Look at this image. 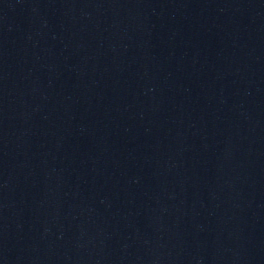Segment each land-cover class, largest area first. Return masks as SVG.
I'll return each mask as SVG.
<instances>
[{"label":"water","instance_id":"95a60500","mask_svg":"<svg viewBox=\"0 0 264 264\" xmlns=\"http://www.w3.org/2000/svg\"><path fill=\"white\" fill-rule=\"evenodd\" d=\"M0 264H264V0H147L0 209Z\"/></svg>","mask_w":264,"mask_h":264}]
</instances>
